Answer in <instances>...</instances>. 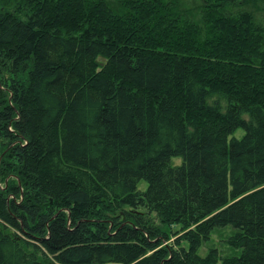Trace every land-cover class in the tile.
I'll return each mask as SVG.
<instances>
[{
    "label": "trees",
    "instance_id": "trees-1",
    "mask_svg": "<svg viewBox=\"0 0 264 264\" xmlns=\"http://www.w3.org/2000/svg\"><path fill=\"white\" fill-rule=\"evenodd\" d=\"M0 264H264V0H0Z\"/></svg>",
    "mask_w": 264,
    "mask_h": 264
},
{
    "label": "rangeland",
    "instance_id": "rangeland-1",
    "mask_svg": "<svg viewBox=\"0 0 264 264\" xmlns=\"http://www.w3.org/2000/svg\"><path fill=\"white\" fill-rule=\"evenodd\" d=\"M100 62H102L100 60ZM243 134V131L242 130H239L237 131V133L234 135L236 138H240L241 135ZM172 162L174 164H180L181 163V159L179 158H174L172 159ZM146 187V183L144 181H141L139 184H138V188L140 190H144ZM228 233V230L227 229H224V230H221V231H218L217 233H214L212 234L211 236V239H210V242L206 245V246H202L199 250V254L200 255H205V252H206V247L207 246H214L216 248H218L219 251L221 252H227V247L225 246V244L221 241L223 236L226 235Z\"/></svg>",
    "mask_w": 264,
    "mask_h": 264
}]
</instances>
